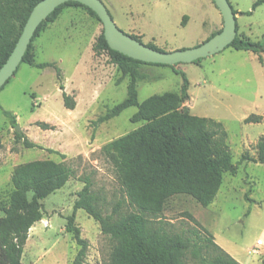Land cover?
<instances>
[{"label": "rangeland", "instance_id": "rangeland-1", "mask_svg": "<svg viewBox=\"0 0 264 264\" xmlns=\"http://www.w3.org/2000/svg\"><path fill=\"white\" fill-rule=\"evenodd\" d=\"M100 1L121 31L163 52L198 47L222 29L221 14L211 0ZM255 1L229 3L238 12L237 34L261 43L264 4L253 10ZM102 31V23L85 8L63 9L32 42L35 61L55 63L60 77L55 69L21 63L0 90V206L7 203L12 172L21 164L51 160L64 163L74 173L62 189L42 201L43 218L29 230L23 264L74 263L81 246L65 226L84 187L83 178L90 180L94 193L110 206L122 198L113 167L99 150L141 123L131 121L137 108L130 107L94 125L126 98L129 84V77L122 75L107 52L94 51ZM260 57L261 61L257 54L227 47L199 63L175 68L140 66L137 81L141 103L152 95L178 93L183 79L175 70L182 72L190 96L185 106L191 114L222 124L237 173L224 175L219 192L206 208L186 195L170 197L163 219L177 232L194 225L184 214L192 215L240 264H264V165L241 161L245 153L256 155V143L264 136V54ZM63 93L74 102L73 110L65 108ZM3 111L15 116L14 125ZM248 117L253 118L252 123H245ZM38 124H46L48 129ZM25 142L36 147L27 148ZM74 225L87 242L81 264H108L112 242L98 223L79 209Z\"/></svg>", "mask_w": 264, "mask_h": 264}, {"label": "trees", "instance_id": "trees-1", "mask_svg": "<svg viewBox=\"0 0 264 264\" xmlns=\"http://www.w3.org/2000/svg\"><path fill=\"white\" fill-rule=\"evenodd\" d=\"M40 1L0 0V68L13 51L31 10ZM263 4L264 0H257L252 9ZM67 7H83L98 19L94 12L76 2L59 6L38 26L21 63L36 69H55L60 77L55 63L35 61L32 42L43 27L53 23ZM233 13L238 14L234 9ZM130 36L141 42L136 36ZM228 47L257 54L261 61L264 35L261 43H254L237 34ZM94 51L107 52L122 75L129 77L126 98L99 117L94 125L135 107L137 111L131 121L141 123V126L99 150L100 156L113 167L121 199L110 206L94 193L88 178L82 179L84 187L77 194L73 214L67 218L65 226V231L71 233L81 246L73 264L82 263L87 248V242L80 238V230L74 225L75 213L79 209L97 222L101 233L112 242L108 264H240L215 243L213 236L192 215L184 214L194 225L177 232L173 224L163 219L164 206L170 197L186 195L206 208L219 192L224 175L237 173L238 166L232 162L222 124L191 114L185 106L190 96L188 81L182 72L175 70L183 79L178 93L152 95L139 103V67L166 65L146 64L111 50L103 31ZM62 97L65 108L73 110L75 104L71 98L64 93ZM3 114L15 124L14 115L7 111ZM252 120L248 117L245 123H252ZM38 125L48 129L46 124ZM25 145L27 148L36 147L28 142ZM255 148L254 157L245 153L241 161L264 165V136L258 139ZM73 175L70 167L51 160L24 163L13 170L12 191L7 203L0 206L3 213L0 219V264H23L21 258L29 230L43 218L42 201L62 189ZM125 208L129 210L124 211Z\"/></svg>", "mask_w": 264, "mask_h": 264}, {"label": "water", "instance_id": "water-1", "mask_svg": "<svg viewBox=\"0 0 264 264\" xmlns=\"http://www.w3.org/2000/svg\"><path fill=\"white\" fill-rule=\"evenodd\" d=\"M221 14V31L198 47L173 52L153 49L121 31L113 22L109 12L100 0H42L31 10L16 45L5 64L0 68V89L15 74L38 26L52 14L56 8L68 3H79L96 14L103 26V36L113 51L133 60L146 64L175 66L190 64L204 59L227 48L236 38V15L228 0H211ZM19 132L18 125L15 126Z\"/></svg>", "mask_w": 264, "mask_h": 264}, {"label": "crops", "instance_id": "crops-1", "mask_svg": "<svg viewBox=\"0 0 264 264\" xmlns=\"http://www.w3.org/2000/svg\"><path fill=\"white\" fill-rule=\"evenodd\" d=\"M220 26H222L223 27V20H222V22L220 23ZM248 164H255V163H248ZM260 243V242H259ZM261 244V243H260ZM254 252V251H253ZM256 252V251H255Z\"/></svg>", "mask_w": 264, "mask_h": 264}]
</instances>
